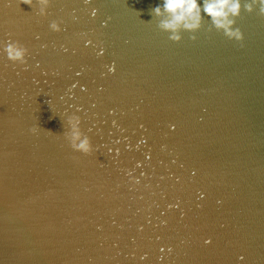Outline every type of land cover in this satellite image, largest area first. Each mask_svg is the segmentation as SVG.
I'll list each match as a JSON object with an SVG mask.
<instances>
[{
	"label": "water",
	"instance_id": "obj_1",
	"mask_svg": "<svg viewBox=\"0 0 264 264\" xmlns=\"http://www.w3.org/2000/svg\"><path fill=\"white\" fill-rule=\"evenodd\" d=\"M20 2L0 0V264H264V17L242 6L237 42L198 0L173 42L162 0Z\"/></svg>",
	"mask_w": 264,
	"mask_h": 264
},
{
	"label": "clouds",
	"instance_id": "obj_2",
	"mask_svg": "<svg viewBox=\"0 0 264 264\" xmlns=\"http://www.w3.org/2000/svg\"><path fill=\"white\" fill-rule=\"evenodd\" d=\"M85 2L87 3L88 0H85ZM20 3L32 6L33 0H21ZM36 3L39 5V15H45L49 0H36ZM242 6L245 12L252 13L256 9L257 14L264 17V0H244L243 5L241 0H203L202 11L210 18L211 24L207 31L211 32L215 29L217 32H222L230 40L241 41L243 34L239 28L234 27V24L235 19L240 15ZM151 14L160 18L157 27L161 31L169 33L168 39L173 42L181 40L180 33L182 31L190 33L198 31L203 21L201 5L198 0H162L161 4L151 9ZM49 28L52 31H60L56 21H52ZM189 39L195 40L196 36L190 35ZM3 51L9 61L25 63L27 49L19 42H5ZM66 124L68 131L63 135L68 141L69 147L73 151L83 154L90 153V140L80 130L79 117L75 115L68 116ZM36 131L37 127L29 129L31 133Z\"/></svg>",
	"mask_w": 264,
	"mask_h": 264
}]
</instances>
